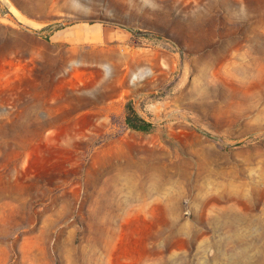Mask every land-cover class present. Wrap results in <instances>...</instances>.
<instances>
[{"label":"rangeland","instance_id":"obj_1","mask_svg":"<svg viewBox=\"0 0 264 264\" xmlns=\"http://www.w3.org/2000/svg\"><path fill=\"white\" fill-rule=\"evenodd\" d=\"M0 264H264V0H0Z\"/></svg>","mask_w":264,"mask_h":264},{"label":"trees","instance_id":"obj_2","mask_svg":"<svg viewBox=\"0 0 264 264\" xmlns=\"http://www.w3.org/2000/svg\"><path fill=\"white\" fill-rule=\"evenodd\" d=\"M126 124L136 130L148 131L150 130L151 123L146 122L145 120L136 116L133 118L131 115H128L126 118Z\"/></svg>","mask_w":264,"mask_h":264}]
</instances>
